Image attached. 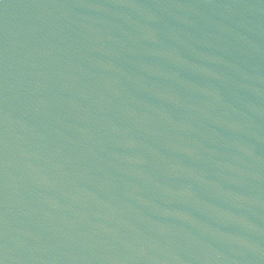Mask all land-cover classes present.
<instances>
[{"label": "water", "instance_id": "95a60500", "mask_svg": "<svg viewBox=\"0 0 264 264\" xmlns=\"http://www.w3.org/2000/svg\"><path fill=\"white\" fill-rule=\"evenodd\" d=\"M0 264H264V0H0Z\"/></svg>", "mask_w": 264, "mask_h": 264}]
</instances>
